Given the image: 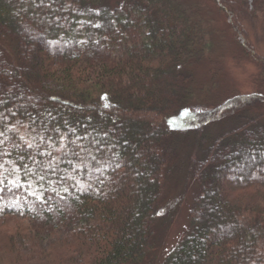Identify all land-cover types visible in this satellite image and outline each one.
<instances>
[{"label":"trees","instance_id":"16d2710c","mask_svg":"<svg viewBox=\"0 0 264 264\" xmlns=\"http://www.w3.org/2000/svg\"><path fill=\"white\" fill-rule=\"evenodd\" d=\"M214 1L264 84V55L243 26L262 25L264 41V0ZM192 10L183 0H0V264H155L177 214L160 217L171 176L189 190L176 208L190 204L159 264H264V115L253 112L264 91L192 106L189 63L207 46ZM40 183L44 204L30 195ZM248 188L255 195L242 196ZM11 220L27 225L3 231Z\"/></svg>","mask_w":264,"mask_h":264},{"label":"rangeland","instance_id":"374dc122","mask_svg":"<svg viewBox=\"0 0 264 264\" xmlns=\"http://www.w3.org/2000/svg\"><path fill=\"white\" fill-rule=\"evenodd\" d=\"M183 1L188 6H192V11L197 12L195 14L196 22L200 25L204 42L207 45L201 58L194 59L189 63L193 76L192 84L195 89L192 106H199L202 110H207L231 96L248 95L255 92L262 93L264 91L263 78L256 68V64L244 53L228 24L226 16L217 7L215 1ZM243 26L248 32L250 42L252 41L260 55H264L262 25H255L254 22L244 20ZM8 50L10 56H12L11 50L9 48ZM253 112L264 115V105L254 109ZM179 126H175L174 130L178 129ZM172 177L174 181L172 180L168 183L167 189L168 202L163 206L160 217L165 215V219H168L174 210L177 214L170 225H168V228L164 229L162 227L160 230V246L154 253L157 260L155 264H159L165 258L167 252L178 242L185 229L187 220L186 211L190 204L187 201L189 197H185L184 204L177 206L178 208H176V204L179 202L178 200H180L182 193L186 192L185 194H189V190L184 187L185 183L175 181L177 179L176 176H171V179ZM176 183L179 185L176 186ZM194 192L190 190V194ZM241 194L242 196L255 195V191L253 188H248L241 191ZM161 222L159 221V225ZM17 225L25 227L27 223L11 220L7 222L2 230L12 231Z\"/></svg>","mask_w":264,"mask_h":264},{"label":"snow or ice","instance_id":"6c2138e0","mask_svg":"<svg viewBox=\"0 0 264 264\" xmlns=\"http://www.w3.org/2000/svg\"><path fill=\"white\" fill-rule=\"evenodd\" d=\"M42 2H43V0H41V3H42ZM94 26L98 27L97 25H94ZM81 43H86V42H83V41H82ZM11 114H12V115H15L16 113H15V112H12ZM2 116H3V113H0V117H2ZM52 131H54V132L57 133V135H58V139L62 142L63 139H64V136H62V135L59 134V131H60V130H59V129H52ZM2 135H3V133L0 132V136H2ZM21 139H23V138H21ZM42 140H43V138H42ZM50 140H51V137H48V140H46V141H44V142L47 143V142H49ZM0 142H2V141H0ZM70 143H74V141H70ZM13 147H14L15 149H17L18 151L21 149V145H18V144H15V143H13ZM36 147L39 148V145H37ZM26 148H27V149H33V145H32L31 143H28V144L26 145ZM80 151L83 152V151H86V149H84L83 147H81V148H80ZM39 154H40L41 156H44V155L51 156V152H46V151H40ZM4 155H9V153H8V152H5V151H0V156H4ZM67 155H68V153H65V156H67ZM72 155H73V156H76V157H78V158H80V163H81V164H84L85 168L87 167V165H86V163L84 162L83 158L80 157V152H72ZM24 158H25L24 153L21 152L20 157H19V159H20V161H21V166H22L24 169H26L29 173H32V170L28 167V165H26V164L23 163ZM30 158L33 159V162H34V163H40L39 161H36V160L34 159V157H31V156H30ZM92 159L95 160L96 157H95V156H92ZM51 163H52V160L49 161V164H51ZM68 163L71 164L72 161L69 160ZM3 167H4V165H3V164H0V169H2ZM78 169H79V164H78V165H75V166L73 167V171H74V172L78 171ZM16 170L19 171V168H17ZM55 171H56V169H53V170H52V174H54ZM32 175H35V176L37 177L38 181L43 182V181L46 179V177H47L48 174H47L46 172H42V171H40V170H37V172L32 173ZM66 179H76V177H75V176H61V177H60V180L57 181V183H58V184H59V183H62V182L65 181ZM49 182L51 183V181H49ZM3 183H4V180H3V179H0V185H2ZM101 183H103V181H101ZM12 184H13V186H17V187L19 186V185L16 184L15 181H13ZM76 184L80 186L81 190H84V189H85V186H84L83 184L80 183V180H79V179H76ZM28 187L31 188V185H28ZM41 189H43V183H40V184L38 185L37 189L34 190V191H32V192L30 193V195L35 196V197H36V200H37L39 203L44 204V203H47V199L44 197V195H43L42 193H41L40 195H37V191H39V190H41ZM0 190H2V189H0ZM51 192H54L55 195H56L57 197H59L60 199H63V198H64V197L60 194V192L57 191L55 188L51 189ZM63 192H64V193H68V192H69V187H68V186H65V187L63 188ZM3 208H4V205L0 204V211H2Z\"/></svg>","mask_w":264,"mask_h":264}]
</instances>
